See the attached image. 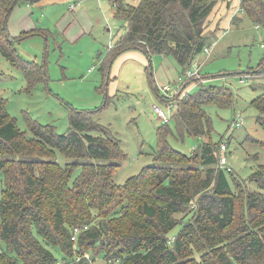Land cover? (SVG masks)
<instances>
[{"label":"trees","instance_id":"16d2710c","mask_svg":"<svg viewBox=\"0 0 264 264\" xmlns=\"http://www.w3.org/2000/svg\"><path fill=\"white\" fill-rule=\"evenodd\" d=\"M34 1L0 0V54L22 72L28 93L47 83L48 72L45 61L24 59L16 45L36 33L48 40L51 32L39 28L14 37L7 23L14 7ZM108 1L125 29L100 60V108L69 109L63 133L28 120L29 136L0 97V264H264V163L247 178L233 169L227 177L218 167L222 141L210 138L214 128L207 107H233L236 97L228 86L194 78L175 98L158 94L162 104L175 102L171 119L156 127L158 165L142 167L121 184L114 178L126 153L110 125L95 118L110 101V67L121 52L135 48L147 58L171 56L185 73L212 43L205 30L215 0ZM239 3L242 13L234 21L249 18L264 39V2ZM255 69L247 72L264 75V59ZM250 106L264 127V95ZM169 137L204 139L185 153ZM57 153L71 161L57 162ZM249 182L261 190L250 189ZM76 227L82 230L73 241Z\"/></svg>","mask_w":264,"mask_h":264},{"label":"rangeland","instance_id":"374dc122","mask_svg":"<svg viewBox=\"0 0 264 264\" xmlns=\"http://www.w3.org/2000/svg\"><path fill=\"white\" fill-rule=\"evenodd\" d=\"M239 1L215 0L205 30L210 33L209 44L214 43L210 45L209 53L199 54L195 60L202 65L203 84L228 86L236 97L233 107L219 109L210 105L207 109L214 128L211 140L227 144L222 153L235 175L243 179L264 163V146L250 139L264 141V127L256 122L258 110L250 106L251 100L264 95V75L247 72L264 59V47L261 46L264 39L261 28L249 18L243 16L242 21H234V17L242 13ZM79 6V3L74 4L71 6L74 9L68 10L69 28L56 22L49 28L48 40L25 37L20 42L26 50L22 55L24 58L38 63L45 61L47 83L41 82L30 93L25 92L22 72L0 54V97L9 117H13L17 127L29 136L28 120L41 125L51 124L57 132L63 133L69 127V109H97L104 103V95L96 90L102 85L100 59L109 54L108 49L124 33V23L111 16L113 7L108 0H82ZM233 11L237 13L231 16ZM33 17L36 21L37 15ZM43 17L44 14L40 20L43 21ZM16 47L20 53V44ZM148 65L157 93L149 82ZM110 68L106 88L110 101L103 110L95 113V118L101 124L110 125L126 153L114 178L121 184L142 167L158 165L153 156L157 144L156 127L161 122L153 113L152 105L155 103L164 109L165 103L162 104L158 97V94L162 95L161 87L165 83L174 87L181 70L171 56L147 58L144 52L135 48L117 55ZM240 76L245 81L241 82ZM236 114L242 116L240 127L231 126ZM168 141L180 152L190 153L202 139L185 137L176 141L169 137ZM56 160L61 164L71 161L61 153H57ZM248 186L255 191L261 190L253 182ZM48 248L54 252L52 247Z\"/></svg>","mask_w":264,"mask_h":264},{"label":"crops","instance_id":"0c3cea01","mask_svg":"<svg viewBox=\"0 0 264 264\" xmlns=\"http://www.w3.org/2000/svg\"><path fill=\"white\" fill-rule=\"evenodd\" d=\"M81 1L82 0H36L34 2L25 3V5H18L12 9L13 11L9 16L8 23H7L8 31H9L11 36L17 37L21 33L27 32V31H30L33 29H39L40 28V29L49 30V28L51 29L53 24L55 26L56 22H59L61 27L69 28L71 23L68 21V10H70V9L73 10L74 8H72L71 6L74 4L79 3L81 6ZM239 9H240V6H239ZM235 13H237V12L233 11L231 13V16L234 15ZM42 14H44L43 21L40 20V18H39V17H41ZM238 14H240V13H238ZM33 15H37L36 21L34 20ZM45 17H47V19L44 20ZM230 17H229V20L231 19ZM256 26L258 27V25H256ZM68 32H69V30L66 33H68ZM77 35L78 34H76V35L73 34V36H75V37ZM27 37H29V38H31V37L32 38H34V37L40 38L41 37L42 39H45V37L42 36L41 33L32 34V35H29ZM23 39H21V41H23ZM33 40H35V39H33ZM20 42L18 44H20V53L21 54L19 52L18 53L20 56H22L26 50L23 49V46L21 45ZM261 46L263 47L262 44H261ZM27 55H29V54H27ZM158 56H162V55H158ZM22 57L24 58V56H22ZM24 59H26V58H24ZM29 59H27V60H29ZM31 61L36 62L34 59H31ZM36 63H38V62H36ZM41 63H38V64H41ZM255 71H256V69L254 70V72ZM168 75H169V73H168ZM166 84H169V83H165V84H163V86ZM162 87H161V90H162ZM187 90H189V89H187ZM181 91H182V89L179 91V93H177L175 95H168L167 97L175 98L176 96H178L181 93ZM164 95L165 94L162 92L161 96H164ZM170 102H172V101H170ZM166 103H168V102H166ZM166 103H165V105H166ZM203 139L204 138H202V140ZM193 150H194V148L191 150V152ZM219 154H220V151H219Z\"/></svg>","mask_w":264,"mask_h":264},{"label":"built area","instance_id":"2783aa9c","mask_svg":"<svg viewBox=\"0 0 264 264\" xmlns=\"http://www.w3.org/2000/svg\"><path fill=\"white\" fill-rule=\"evenodd\" d=\"M240 11H242V10L240 9ZM212 43H214V42L212 41ZM210 45L205 46L202 49L203 55H205L206 53H209ZM201 66L202 65L199 64L194 59V61H192V63L190 64L189 69L185 73L179 74V76L175 80L176 82L174 83V87H173V85L166 84L162 87V92L166 96L175 95V94L179 93V91L183 88V86L187 82V80H192L194 78L203 82L202 74L200 73L201 72ZM240 81L243 82V81H245V79L240 77ZM152 109H153V113L159 118L160 122L165 123V122H168L171 119V117L173 116V113H174L173 111L175 109V103L174 102L166 103L164 109L160 105L154 103L152 105ZM231 126H234V127L242 126V116L240 114L235 115L234 120L231 123ZM226 149H227V144L222 142L220 144V154H219L220 158H219V162H218V167L220 169L224 170L225 172H228L232 168L228 165L227 157L222 153ZM86 228H87V226H84V229H86ZM80 230H82L81 227H76L73 229L72 234H71V238L73 241L76 240V236ZM86 257L88 259H90L89 256H86ZM77 259H79V257H77Z\"/></svg>","mask_w":264,"mask_h":264}]
</instances>
